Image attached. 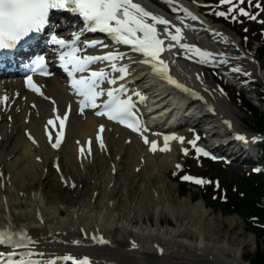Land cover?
I'll use <instances>...</instances> for the list:
<instances>
[{"label":"bare ground","instance_id":"bare-ground-1","mask_svg":"<svg viewBox=\"0 0 264 264\" xmlns=\"http://www.w3.org/2000/svg\"><path fill=\"white\" fill-rule=\"evenodd\" d=\"M177 1L183 13L179 15L181 19L164 15L171 9L161 7L158 0H134L146 10L180 26L182 43L210 53L214 45L224 41L241 44L236 33L233 35L228 28L200 14V7L185 0ZM150 3L157 5L161 12L152 10ZM185 8L197 17L195 21L201 28L184 27L186 22L193 21L183 11ZM78 31L75 29L70 35ZM102 42L108 47H85L84 51L87 55L120 52L124 59L118 62V67L128 65L129 73L117 79L116 84L105 82L102 87L107 90L123 84L125 91L118 95L120 99L131 97L137 113L149 109L150 101L154 103L152 107L156 110H152L150 117L140 116L139 120L143 136L157 141L158 150L152 152L140 132H130L119 122L88 112L81 117L72 111L63 144L53 148L49 138L42 136L52 104L23 93L21 83L12 81L9 85L19 91L20 97L4 117L0 116L6 120L0 123V228L24 225L22 229L34 237V243L29 249L13 246L10 251L31 250L42 264L68 255L77 259L87 257L98 264H251L244 258V245L255 239L251 234L240 236L231 232L235 227H239L240 234L244 232L237 216L214 213L202 198L193 201L190 196L171 197L172 185L164 172L175 168L176 149L183 142L170 139V150H159L166 136L182 137L174 125L183 123L180 126L183 131L189 130L186 124H199L205 131L208 145L218 147L221 144L226 150L237 149L232 137L245 131L230 117L231 108L222 104L217 90L202 84L198 74L188 67L185 59L190 53L187 50L173 48L161 58L168 62L169 75L190 89L189 92L155 74L151 65L142 63L144 57L134 54L130 47L106 38ZM218 57L224 58L220 53ZM91 68L110 71L108 62H97ZM230 73L233 72L226 71V76ZM121 75L110 71L109 79ZM44 81L45 91L55 98L63 114L70 100L66 91L69 85L58 76ZM10 97L14 98L12 94ZM106 97V94L100 97L98 102L105 101ZM100 125L104 126V131L99 133L105 145L103 149L96 139ZM24 129H31L37 136L35 143H28ZM89 139L92 141L90 155L87 152ZM81 146L85 148L84 155L80 153ZM254 150L251 147V151ZM77 154L87 159L78 160ZM88 165L94 168L93 173L88 172ZM83 173L88 174L92 182L87 184L83 197L82 193L77 196V202H53L54 198L45 191L44 184L50 179L75 193ZM148 212L152 214L151 219L147 217ZM162 216L172 219L174 224L163 222ZM220 224L227 229L219 227ZM101 237L107 243L99 242Z\"/></svg>","mask_w":264,"mask_h":264},{"label":"snow or ice","instance_id":"snow-or-ice-1","mask_svg":"<svg viewBox=\"0 0 264 264\" xmlns=\"http://www.w3.org/2000/svg\"><path fill=\"white\" fill-rule=\"evenodd\" d=\"M243 2V0H241ZM220 4H230L232 7L229 12H217L216 15L227 17L229 13L237 7L233 0H220ZM260 8L259 4L255 5ZM51 10H66L72 14L77 15L83 27L72 34L71 38H64L53 32L50 35L49 42L59 47L60 55L59 61L61 67L70 77V86L74 93L80 97L79 111L81 114L86 109L96 110L95 114L98 116H107L109 120H114L122 124H126L135 132H140L145 144L150 145V150L155 152L158 150V143L155 140H149L147 136H143V130L139 122L136 120L134 105L131 97L127 99H120L118 93L125 91L123 84L118 88H108L105 90L102 85L107 82L109 84H116L117 79H123L127 76L128 65H120L118 62L124 59V54L120 52L108 51L101 55H81L82 48L78 44L83 32H101L111 37L116 44H122L130 47V50L135 53L142 54L144 59L142 63L152 66L153 72L169 83L182 89L185 92L191 91L183 84L178 83L171 75H169L168 62L161 58L165 52H171L173 48H180L187 50L192 58V53L200 57V63H208L209 57L214 54L208 51H202L200 48L182 43V36L180 35L182 29L172 21L163 16L152 13L146 10L140 3L134 0H0V50L16 49L27 38H31L32 34H38L45 30L49 24V16ZM183 11L196 20L197 17L193 15L188 9ZM239 13L244 16H249L250 19L255 20V15H250L244 8L238 9ZM235 19V16L232 17ZM177 19H181L177 17ZM264 23V21H262ZM158 25L162 26L158 28ZM190 27V25H184ZM174 29V33H173ZM104 47L108 46L102 41L95 40L85 43V47ZM97 62H108V67L111 72H119L122 75L109 79L110 71H105L101 68L93 70L92 65ZM226 63L227 61H223ZM34 73L41 75H50L47 71V62L44 56H39L34 62L31 69ZM233 71L239 72V68H234ZM26 83L29 89L41 96L44 95L41 90L42 86L33 80L29 75L26 77ZM106 94L107 100L98 103V99ZM136 95H139L138 93ZM47 98V97H45ZM9 97H0V103L7 106ZM55 104V101H52ZM35 107V105H33ZM103 107V111L100 109ZM55 112L56 109L54 108ZM71 106L63 114L57 113L54 119H49L45 125V130L48 132L49 143L53 148H59L63 139V130L65 122L68 119ZM133 122H129V121ZM56 121H59V130H56ZM48 126H52V130H48ZM104 131V126L100 125L99 132L96 139L99 141L100 147H105L103 139L99 133ZM53 137L55 139L53 140ZM31 139V136L29 137ZM244 141L245 137L240 135L237 137ZM170 139H179L183 142V137H165L164 145L160 147V151H168ZM198 139V137L196 138ZM35 143V140H33ZM79 144V141L77 142ZM194 147L196 140L189 141ZM92 141H88L87 152L91 154ZM187 154V149H183ZM198 154L209 155L208 152L202 148H196ZM81 155L85 154V148L81 146ZM215 159V157H213ZM39 159V158H38ZM179 168L180 165H177ZM59 171V166L57 165ZM184 180H193L197 184L208 183L203 179L193 178L191 176L181 177ZM63 179V177H62ZM75 185H73L74 187ZM19 237L16 239L15 237ZM93 239H97L93 237ZM99 242L107 243L102 237ZM34 241L27 235L26 231L21 230L19 233H9L8 230H0V245L8 244L14 246L15 249H29V246ZM75 243H79L76 241ZM133 246L136 245L133 243ZM34 253L31 250L26 251H10L0 252V264H42L41 260L33 259ZM43 257V254H39ZM61 259V258H57ZM62 259L70 260L73 264H91L87 257L74 258L71 255L65 256ZM47 264H56V260H48Z\"/></svg>","mask_w":264,"mask_h":264},{"label":"rangeland","instance_id":"rangeland-1","mask_svg":"<svg viewBox=\"0 0 264 264\" xmlns=\"http://www.w3.org/2000/svg\"><path fill=\"white\" fill-rule=\"evenodd\" d=\"M198 1V0H195ZM233 3L237 5V9L233 10L227 17L224 16H218L216 15L217 12H229V9L232 7L230 4H220V1L210 6L211 12H209V17L211 20H213L215 23L226 27L230 30V32L235 35L237 34V39L242 41V50H244L247 54H249L254 60L257 62H251L249 59H242V60H236L239 62V64L247 67V71H250L251 73H248L246 77H242V80L245 82L248 79H252L255 83L248 82L247 86L249 91H245L243 89H236L235 94L229 93L228 88H230L229 85L232 84H225L221 82V85L223 87V91H219L220 95L219 99L222 100V104H226V106L230 107L232 110V115L230 117L233 121H235L236 126L240 130H244L247 132H251L250 127L247 126L248 123L252 121L251 116L248 115L247 112H245L243 105L239 103V100L236 99L237 96H245L247 98H250L253 103L257 104V100H255L256 94L259 95L260 88L263 85V82H261V79L258 78V75L256 74L257 68L260 65L262 67V73H264V60L261 59V55L255 51V47L258 44L259 40V34L261 33V29L264 31V0H257V4L260 5L259 11H257V7L255 6L256 0H233ZM167 4V3H164ZM244 8L250 15H255L256 19H250L249 16L241 15L238 11L239 8ZM226 9V10H225ZM235 16V19L232 17ZM244 36V37H242ZM257 41V42H256ZM242 54V53H240ZM196 73L199 75V78L201 79L202 83L208 84L211 87H215L219 83L220 80L218 76H214L213 73L209 72L203 67L200 68H193ZM242 76L240 73H237ZM257 84V86H256ZM224 85L226 86V92L224 91ZM242 93V94H241ZM259 97V96H257ZM260 109H264V102H260ZM184 138L183 149H187V154L183 150L180 149V147H177L176 154H177V164L180 165V167L171 168L168 169L166 172H164V175L168 176V179L170 181V184L172 185L171 188V197L173 199H176V197L184 198L187 196H190L193 201L197 200L198 198H202L205 202V205L209 208L211 207L214 211V213H222L226 216H237V219L240 220V226H242L244 232L240 234L238 231L239 227H235L231 232H236L234 234H239L240 236L244 235H252L254 237L253 242H246L244 245V258L248 259L251 264H255V261L253 259L254 252L256 250V245L258 241V238L253 233V227L250 226L251 222L250 220H246V217L242 214L243 208L240 206L238 211H229L224 205H220L221 203L225 202V199H227V196L231 195V190L235 191L233 189V185L236 184L237 188L238 185H241L244 183L242 176L244 173L250 172L248 171L245 166H242L241 168L234 167V165L231 163L230 166L225 167L223 171H220V173L217 172L218 165H207V163L202 162L200 158H196V152L191 150L193 148V145L189 143V141L196 140L197 142H202L205 140L202 136H196L193 135H182ZM198 137V139H196ZM264 153V151H263ZM262 153V154H263ZM259 156L260 154L257 153ZM264 154L262 155L263 158ZM262 161V160H261ZM260 164V163H259ZM88 169V172L93 173V167L92 165L86 166ZM181 167H183L181 169ZM244 167V168H243ZM182 174H189L195 176L194 178L203 179L205 181H208V183L204 184H197L193 180L192 185L187 182V180L181 179ZM215 177V183L217 185V189L214 187L213 180L211 178ZM83 180L78 185V188H76V192L74 193L73 190H69L67 187L61 188V186L50 179H47L44 186L45 191H47V194L49 197H53V202H61L66 203L71 201L77 202L79 199L77 196L82 193V197L84 196L85 188L87 184H90L92 182L91 178L88 177V174L83 173ZM89 180V181H88ZM177 180H179L183 184L177 183ZM42 183V181H40ZM232 185V187H231ZM231 187V188H230ZM214 188V189H213ZM230 191V192H229ZM217 193L219 194L220 199H218V203H215V199ZM90 194V193H89ZM215 194V195H214ZM147 217L149 219L152 218L151 212H148ZM163 217V216H162ZM163 222L165 220L169 221L170 223L174 224V221L172 219H169L168 217H163ZM143 220L147 221L146 218ZM222 229H227L226 225L220 226ZM260 248H263L264 245L259 243Z\"/></svg>","mask_w":264,"mask_h":264},{"label":"trees","instance_id":"trees-1","mask_svg":"<svg viewBox=\"0 0 264 264\" xmlns=\"http://www.w3.org/2000/svg\"><path fill=\"white\" fill-rule=\"evenodd\" d=\"M258 53L264 60V39H260ZM230 91L233 96L236 95L233 88ZM261 95H263L261 99L264 100V93H261ZM236 99H239V103L243 105L245 112L251 116L252 121L247 126L256 132L264 133V109H260L245 96H237ZM223 169L224 167L219 165L218 172L220 173ZM242 178L244 183L238 185V188L236 184L233 185L235 191L231 190V195L227 196L226 202L220 205H224L231 212L238 211L241 206L243 208L242 214L246 217V220L249 218L255 219L254 222L250 223V226L254 228L253 233L258 238L259 243L264 245V181L260 174L251 172L244 173ZM215 203H218V200ZM259 243L257 242L253 259L255 264H264V250L260 248Z\"/></svg>","mask_w":264,"mask_h":264}]
</instances>
